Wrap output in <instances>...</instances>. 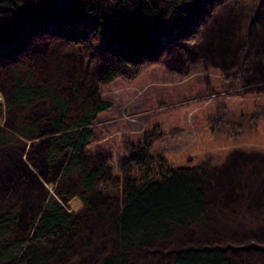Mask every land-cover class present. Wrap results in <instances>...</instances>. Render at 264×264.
I'll list each match as a JSON object with an SVG mask.
<instances>
[{
	"label": "rangeland",
	"instance_id": "obj_1",
	"mask_svg": "<svg viewBox=\"0 0 264 264\" xmlns=\"http://www.w3.org/2000/svg\"><path fill=\"white\" fill-rule=\"evenodd\" d=\"M48 1L56 8L71 2ZM263 1L209 0L196 19L193 36L168 41L159 34L154 56L143 54L134 65L122 67L110 79H102L98 69H91L111 58L99 47L100 36H95L92 44L80 42L72 47L69 41L49 32L24 34L26 64L38 81L52 86L60 81L57 91L72 106L75 93L70 81L78 78L97 102L107 103L94 114L86 153L95 157L103 152L112 176L117 175L128 145L139 141L144 131L159 133L152 139L151 150L161 152L172 166L204 170L201 191L207 205L205 225L176 228L172 237L127 250V264H171L172 256L185 244L203 241L223 245L231 264H264V172L249 173L259 170L258 159L264 160ZM105 4L109 12L111 2ZM1 12L0 26L8 22ZM255 51L261 52L254 55L259 63L242 67V60ZM10 63L0 62V126L9 133L18 122L17 109L5 104L11 88ZM52 107L45 98L33 101L24 111L28 119L44 117L40 129L48 132ZM21 139L14 137L12 144L0 148V168L11 167L10 181L15 182V187H4L14 189L12 193L26 191L34 201L30 208L19 202L18 231L25 229V221L26 227L33 221L34 212L50 195L81 218L82 226L68 252L55 264H99L102 257L116 251L115 213L121 194L114 189V202V193L107 192L105 203L98 200L99 196L92 208L83 204L78 192L59 195L56 176L63 164L57 162L50 172L44 168V173L39 172L29 159L34 146L28 139ZM33 144L41 146L43 142L34 139ZM15 164L21 172L27 168L39 186L28 183V171L16 180ZM245 175L249 180L243 178ZM71 184L69 179L63 181V185ZM66 188L70 191L71 186ZM5 190L0 191V210L13 207L17 198L3 197ZM258 194L257 200L262 203L252 205Z\"/></svg>",
	"mask_w": 264,
	"mask_h": 264
},
{
	"label": "trees",
	"instance_id": "obj_2",
	"mask_svg": "<svg viewBox=\"0 0 264 264\" xmlns=\"http://www.w3.org/2000/svg\"><path fill=\"white\" fill-rule=\"evenodd\" d=\"M106 1L111 2L109 12L104 5ZM208 1L71 0L62 8H56L48 0H0V11L8 21L0 26V62H11L8 73L11 88L5 104L14 106L18 115L11 133L0 126V148L12 144L14 137L28 139L34 146L29 157L32 164L44 173V169L45 172L53 170L52 164L62 163L56 176V185L60 188L57 193L66 196L72 191L78 192L86 207L92 208L99 196L98 200L105 203L103 196L107 192L117 190L121 194L122 201L115 213L116 251L102 257L99 264H127V250L172 237L176 228L204 226L207 211L201 191L204 170L194 166H172L161 152L151 150L152 139L159 133L144 131L139 141L128 145L117 175L112 176L108 157L103 152H97L95 157L86 153L94 114L106 108L107 103L97 102L78 78L70 81L75 93L72 106L68 98L57 91L60 81H56L55 86L38 81L26 64L24 34L49 32L55 38L69 41L72 47L80 42L92 44L93 38L100 36L99 47L111 55L109 60L116 66L107 59L91 69H98L102 79H110L122 67L134 65L143 54L154 56L158 51L159 34L168 41L193 36L196 19ZM258 53L261 52L255 51L250 58H244L242 67L249 66L250 62L258 64L259 57L254 56ZM45 98L53 106L48 132L40 129L44 117L28 119L24 111L33 101ZM34 139L41 140L43 145H34ZM258 162L259 170L249 173L264 172V160L258 159ZM243 167H247L245 163ZM11 170V167L0 168V191L6 189L3 197L17 195L13 207L4 206L0 210V264H55L82 231L81 218L47 195L34 212L33 221L27 227L25 221V229L18 231L19 202L30 208L34 201L26 191L12 193L14 189H9L15 183L10 181ZM13 170H17L16 180L29 172L27 168L21 172L17 164ZM27 175L28 183L39 186L32 173ZM248 176L243 178L249 180ZM65 179L72 182L70 191L66 188L69 185H63ZM5 184L9 186L4 187ZM258 196L260 194L252 205L262 203L257 200ZM250 197L252 194L247 196ZM113 200H117L115 193ZM224 248L218 243L204 241L187 243L172 256L171 264H231Z\"/></svg>",
	"mask_w": 264,
	"mask_h": 264
}]
</instances>
